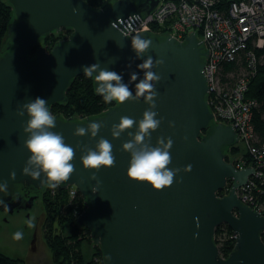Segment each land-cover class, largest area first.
<instances>
[{
  "label": "water",
  "instance_id": "obj_1",
  "mask_svg": "<svg viewBox=\"0 0 264 264\" xmlns=\"http://www.w3.org/2000/svg\"><path fill=\"white\" fill-rule=\"evenodd\" d=\"M7 1L13 7L14 21L7 30V45L0 52V184L6 183L0 187V242L33 252L40 247V197L47 182L43 173L40 179L23 173L31 156L24 146L28 134L23 131L29 116L26 112L18 116V108L39 97L48 101L51 112L53 106L66 100L73 79L95 63L122 75L135 95V84L144 78L138 65L151 56L154 61H164L153 68L161 76L155 84L159 95L154 111L163 121L152 132L151 145L156 146L158 137H171L169 167L181 171L172 186L160 191L127 176L131 154L123 151L122 145L131 139L128 133L136 132L150 107L143 97L116 102L84 120L55 116L52 130L62 133L75 149V171L59 188L74 186L87 203L78 216L79 225L91 232L104 264H264V216L243 204L236 194V188L246 184L255 169H238L227 160V151L240 138L233 123L225 125L214 119L205 75L209 54L205 41L195 32L180 42L170 34L139 31L135 37L151 40V45L138 58L131 46L135 37L129 36L128 30L144 21L161 0H110L102 8L92 7L86 0ZM74 8L79 11L73 12ZM63 28L72 30L66 40L50 50L43 46L33 50L42 38ZM132 73L137 74L136 81L131 80ZM96 74L92 75L95 89ZM125 115L137 121V126L113 138L112 125ZM92 122L103 125L97 137L74 135L77 127L87 128ZM101 137L113 145L115 167L98 172L85 169L81 147L94 149ZM188 165L191 170L183 171ZM93 173L99 183L91 179ZM230 179L234 185L223 195ZM30 220L34 227L28 226ZM222 225L235 234L228 257L221 255L216 243V231ZM16 232L23 233L21 239L14 238Z\"/></svg>",
  "mask_w": 264,
  "mask_h": 264
},
{
  "label": "built area",
  "instance_id": "obj_2",
  "mask_svg": "<svg viewBox=\"0 0 264 264\" xmlns=\"http://www.w3.org/2000/svg\"><path fill=\"white\" fill-rule=\"evenodd\" d=\"M144 30L160 36L170 34L180 42L195 32L199 40L205 41L209 50L205 75L214 119L225 125L233 123L240 138L236 145H240L242 151L232 156L230 162L238 169L248 166L255 169L247 183L236 188L237 197L264 216V203L252 194L257 182H264V142L260 141L252 124L253 110L258 101L246 96L262 59L258 51L264 49V0H161L158 8L127 34L135 37ZM242 61L244 72L234 82L227 76L232 72L222 76L226 63ZM246 154L249 155V163L244 158ZM234 182L233 179L228 180L223 195L231 191ZM67 190L72 203L79 192L74 186ZM232 238L235 240L234 233Z\"/></svg>",
  "mask_w": 264,
  "mask_h": 264
},
{
  "label": "clouds",
  "instance_id": "obj_3",
  "mask_svg": "<svg viewBox=\"0 0 264 264\" xmlns=\"http://www.w3.org/2000/svg\"><path fill=\"white\" fill-rule=\"evenodd\" d=\"M79 9L74 8L73 12ZM151 40L143 39L136 36L131 41V46L138 58L150 48ZM163 59L153 60L149 56L138 68L144 71V78L135 84V95L129 88V85L123 81L122 75L107 68H102L100 63L84 67V75L91 77L95 75L97 82L96 92L102 96L106 103L116 101L123 104L127 101H139L141 97L150 105L143 113V118L137 121L129 116H121L118 124H113L111 134L113 138H120L126 130L137 126L135 133L129 132V139L122 145V150L131 154L130 166L127 170V176L138 182H146L152 186L154 190L160 191L166 187H170L174 183L175 177L180 173V168L172 169L169 166L172 163L170 149L174 141L171 137H158L156 146L151 145V134L159 129L163 117L157 119L158 112L156 109V98L159 95L155 84L159 83L161 76L153 71L154 67L163 65ZM138 76L136 73L131 74V80L136 81ZM25 112L29 116L23 131L28 134L24 141V146L31 153L30 158L26 161L23 168L25 175L31 176L33 179H40L43 173L46 177L47 186L57 188L63 182L68 181L75 171L72 163L75 159V149L65 142L62 133L53 131L56 127V117L48 108V101L37 97L35 100L23 103L17 110V115L23 117ZM170 126L174 127V122H170ZM102 124L92 122L87 128L77 127L74 135L83 137L90 133L91 137H97ZM187 140V137H185ZM84 153L81 156L82 164L85 169H95L98 172L101 168L115 167L116 157L113 154V145L104 137H101L95 148L88 146L81 147ZM191 165H188L183 171H190ZM15 176V172L11 173ZM92 180H97L95 173L91 176ZM182 182V178L181 181ZM41 183H45L42 180ZM0 187H6V183L0 184ZM93 192L96 189L93 188ZM29 227H34V223L30 220ZM23 233L16 232L15 239H21ZM110 259V257H109Z\"/></svg>",
  "mask_w": 264,
  "mask_h": 264
},
{
  "label": "trees",
  "instance_id": "obj_4",
  "mask_svg": "<svg viewBox=\"0 0 264 264\" xmlns=\"http://www.w3.org/2000/svg\"><path fill=\"white\" fill-rule=\"evenodd\" d=\"M92 7L102 8L108 2L100 0H86ZM14 21V10L7 0H0V52L2 51L5 41L7 40V30L9 25ZM72 34V30L61 29L58 33H53L46 38H42L39 46H43L50 50L55 44L62 40H66ZM261 61L257 75L251 80L249 90L246 94L248 98L258 101V106L253 110L252 124L255 132L259 136L261 142H264V49L258 51ZM240 63H226L223 66L222 76L227 72L238 73ZM116 105V101L106 103L102 96H97L95 93L93 78L82 75L73 79L66 93V100L52 107L51 113L54 116H61L65 119L74 118L84 120L88 117L97 116L109 108ZM205 134V131L203 132ZM240 145H234L227 151V160L235 157L241 152ZM245 160L249 163V155H244ZM258 186L253 190L252 194L255 198L264 203V182H257ZM54 190V191H53ZM42 196L44 210L47 215L46 227L49 231V245L53 255V261L56 264H104L102 252L98 245L94 248L93 257L87 256L83 246L86 239L91 240V232L81 227L78 223L77 215L87 208V203L84 198L78 193L72 203L69 200L68 190L49 188ZM70 203V204H69ZM67 225L70 234L61 232L56 233V229ZM65 228V227H64ZM226 229V230H225ZM223 225L216 231V243L219 246L221 255L228 257L234 248L235 240L232 238L233 231ZM227 233V234H225ZM62 234H64L62 236ZM51 236V238H50ZM62 236V240H61ZM264 240V234H262ZM93 241V239H92ZM94 243V242H93ZM0 264H21V261L16 257H11L0 252Z\"/></svg>",
  "mask_w": 264,
  "mask_h": 264
},
{
  "label": "rangeland",
  "instance_id": "obj_5",
  "mask_svg": "<svg viewBox=\"0 0 264 264\" xmlns=\"http://www.w3.org/2000/svg\"><path fill=\"white\" fill-rule=\"evenodd\" d=\"M7 45V40L5 41L3 49ZM236 72V71H235ZM244 72V65L240 64L239 67V72L238 73H229L227 76L230 78L231 81H235L238 78V75ZM40 203H41V216H40V226L38 229V236L40 240V247L39 250L36 252H33L31 249H20L10 243L6 242H0V252L5 253L11 257H16L21 261V264H56L53 261V255L50 250V245H49V231L47 230L46 227V220H47V215L44 210V205L42 201V196L40 198ZM64 226L63 229L62 227L56 229V233L60 234L61 232L65 234H70V230L67 227V225H61ZM0 228H2V225H0ZM23 228L25 230H28V226L24 225ZM64 234H62L63 236ZM61 236V240H62ZM51 238V236H50ZM83 246L85 247V251L88 254L87 256L93 257L94 253V248L92 246H95L92 239H86L84 241Z\"/></svg>",
  "mask_w": 264,
  "mask_h": 264
},
{
  "label": "flooded vegetation",
  "instance_id": "obj_6",
  "mask_svg": "<svg viewBox=\"0 0 264 264\" xmlns=\"http://www.w3.org/2000/svg\"><path fill=\"white\" fill-rule=\"evenodd\" d=\"M49 188H50V187H48V186L45 187V189H44V191H43L42 194L46 193V192L48 191ZM68 188H69V187H68ZM68 188H67V189H68ZM50 189H51V188H50ZM59 189H60V188H59ZM67 189H66V190H67ZM53 191H54V190H53ZM40 198H41V197H40ZM35 204H36V203H35ZM34 207H35V205H34ZM34 207H33V208H34ZM33 208L30 210V213L32 212ZM22 211H24V210H21L20 212H22ZM24 212H25L26 214L29 213L28 211H24ZM1 213L6 214L5 212H1ZM6 215H7V214H6ZM78 216H79V215H78ZM78 216H77V218H78ZM5 221H6V220H5ZM263 234H264V233H263ZM262 238H263V237H262Z\"/></svg>",
  "mask_w": 264,
  "mask_h": 264
}]
</instances>
